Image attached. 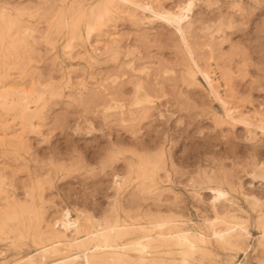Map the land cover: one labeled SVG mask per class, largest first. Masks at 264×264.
I'll list each match as a JSON object with an SVG mask.
<instances>
[{
	"label": "rangeland",
	"instance_id": "1",
	"mask_svg": "<svg viewBox=\"0 0 264 264\" xmlns=\"http://www.w3.org/2000/svg\"><path fill=\"white\" fill-rule=\"evenodd\" d=\"M91 1L0 0V264H31L27 257L56 232L66 244L75 236L58 221L66 208L94 222L120 213L113 180L122 174L123 152L134 149L151 154L164 146L183 174L170 195L190 204V225L201 224L197 213L212 199L204 173L228 176L240 185L236 194L251 191L264 200V131L216 121L223 111L201 76V84H187L189 64L180 58L174 27L132 7L110 5L100 18L72 13V5ZM145 1L174 10L184 0ZM186 19L196 61L211 71L216 89L239 114L264 117V0H193ZM108 73H119L115 83L125 80L121 105L108 107ZM136 75L162 82L151 94L164 104V116L152 108L156 114L147 119L128 120L139 104L126 80ZM250 228L239 248L213 253L212 264H264L259 233Z\"/></svg>",
	"mask_w": 264,
	"mask_h": 264
},
{
	"label": "bare ground",
	"instance_id": "2",
	"mask_svg": "<svg viewBox=\"0 0 264 264\" xmlns=\"http://www.w3.org/2000/svg\"><path fill=\"white\" fill-rule=\"evenodd\" d=\"M184 1L177 9L173 10L161 7L156 8V6L153 7L145 0H93L87 3V7L80 2L76 3L71 6V10L73 14L78 12L76 15L86 12L89 16L91 15L92 18H100L109 9L110 5L124 8L132 7V10L141 9L148 12L149 17L158 20L162 19L167 24L172 25L178 37H175V39H179L181 44L179 48V52L181 53V55L179 54L180 58L189 64L186 71L189 76V82L187 80L185 81H187V84L191 85L190 87H192V85L197 86L201 84L199 80V76H201L208 87L209 94L213 96L217 101L216 103L219 104L223 111V117H216L217 120H215L218 123L223 121L232 124L235 122L242 123L250 133H253L255 129L264 131V117L253 120L247 115L239 114L238 112L241 110L237 112L238 109L235 107L238 105L231 106L228 98L218 91L219 87L216 89L215 85L219 86V84H214L216 80L212 78L210 74L211 71L205 69L207 67L203 66L205 68H202L201 65L198 64V58H195L193 52V50L196 49L195 44L197 45V43H194L193 46V43L189 41L190 38L188 39L185 32L187 28L184 29V23L191 10L193 0ZM209 42L207 43L209 44ZM169 57H171V54H169ZM175 58L178 59V55H176L174 59ZM225 63L227 62L225 61ZM122 64L125 63L123 62ZM122 64H120V67H122ZM190 64L192 65L190 66ZM209 68L210 67H208V69ZM113 70L115 69H112V71ZM222 70L225 71L224 69ZM121 71L122 68L119 72ZM228 72L229 69L226 73ZM108 74L110 79L108 81L109 84L106 86L107 90L105 92V97L108 100V107H112L123 99L121 96H123L127 88H124L126 85L125 80L119 79V82L117 81V83H115L116 76L120 77L119 73L118 75L116 73ZM141 78L137 76V78L131 77L129 80H126V82H131L133 84V102L139 104L138 108H134V110H131L128 114H133V119H131L132 117L127 119L130 121L135 119V121L138 120L139 122L142 119H147L154 113L152 112L153 110H151L152 108L157 109L158 117L164 116L163 107L160 108L164 104L158 103L157 101V103H154L155 97L152 98L153 91L155 93L156 90L162 88V82L159 81L157 77H151L145 80ZM229 86L228 84V88ZM118 96L121 99L118 98ZM107 100H105V102H107ZM183 100L184 99L181 98V102H183ZM146 102L154 104L144 105L143 103ZM176 102L179 103L178 101ZM119 105H121V103H119ZM259 106L261 107V105ZM253 108L257 107L255 106ZM124 112L123 110V113ZM154 114H156V112ZM125 118L126 117L123 119ZM135 138H137V136ZM163 148L164 146L162 148L160 147L157 152L151 154L148 152L142 154L135 149L127 152L124 149L126 152H123L122 174L114 176L113 180L115 188L119 189V193H121L119 200L120 209L118 208L120 213L115 211V217L111 216L114 214L113 213L110 215L111 218L106 217L102 222H94L88 214L83 215V213H78L72 216L69 209H64L58 221L65 230L72 228L75 236L69 239L66 244H62L56 232V235L53 234V239H50L48 242L38 247V252L30 254L27 257L28 261L31 264H212L211 260L213 253L216 251L235 247L239 248L251 234V226L256 227L259 233L257 242L261 246V249L264 250V200L251 191L244 192L241 190V194H236V192H240L237 188L240 187V185L235 186V184H232L233 182H231L232 180L230 181V177L228 176L227 178L217 173H204L203 182L206 183V188L213 191L212 199L206 209L197 210V212L199 211L197 214L201 217V224L196 226L190 225V223H188L191 219L189 215L193 213L189 211L190 204H188V202L180 203L175 196L176 194L174 196H172L173 194L170 195V192L176 190V185L183 183V174L176 169L173 160L167 155ZM259 174V176H264V173ZM192 187L194 186L192 185ZM193 207L196 208V206ZM185 209L188 210V216L184 213ZM117 212L119 214H116ZM66 249L72 251L62 254L50 261H44L43 259L47 253L56 252L60 254ZM37 256H39L38 259L36 258ZM229 264H242V262H237L235 259H232Z\"/></svg>",
	"mask_w": 264,
	"mask_h": 264
}]
</instances>
